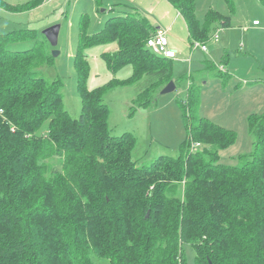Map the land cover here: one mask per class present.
Listing matches in <instances>:
<instances>
[{
  "label": "trees",
  "instance_id": "16d2710c",
  "mask_svg": "<svg viewBox=\"0 0 264 264\" xmlns=\"http://www.w3.org/2000/svg\"><path fill=\"white\" fill-rule=\"evenodd\" d=\"M166 1L184 20L191 47L205 44L211 26H231L216 11L200 26L195 0ZM109 12L93 35L81 19L77 119L64 107L61 80L38 71L54 57L37 44L9 49L33 40V31L0 34V264H187L184 245L194 264H264V114L247 117L252 151L223 161L219 151L236 132L200 115L199 90L188 87L180 106L192 110L178 155L137 163L134 135L109 128L106 92L136 85L131 108H154L172 81L173 59L146 47L157 28L145 15ZM96 45L115 46L101 59L112 74L131 66L129 79L87 88L83 51Z\"/></svg>",
  "mask_w": 264,
  "mask_h": 264
},
{
  "label": "rangeland",
  "instance_id": "374dc122",
  "mask_svg": "<svg viewBox=\"0 0 264 264\" xmlns=\"http://www.w3.org/2000/svg\"><path fill=\"white\" fill-rule=\"evenodd\" d=\"M35 1L38 0H0V34L20 29L33 31V40L11 43L9 49L26 50L37 44L46 55L52 56L53 49L42 33L51 26H60L56 47L59 54L38 71L48 81L61 80L64 107L73 119L81 112L74 61L82 17L88 19L87 32L93 35L103 30L112 16L110 9H135L152 26L170 29L168 43L177 55L171 61L175 90L159 94L154 108L136 109L131 108V101L138 93L136 85H119L108 90L105 103L113 135L125 132L134 135L133 159L139 164L149 165L160 156L176 157L186 137L184 117L192 110L189 105L182 109L180 102L187 100L188 87H192L199 90V114L236 132L235 143L219 151L221 159L229 161L228 158L252 151L253 138L248 132L247 117L264 114V9L257 0H231L230 6L225 0H195V16L200 26L204 25L208 11L227 16L231 22L227 29L218 24L209 28L205 41L208 54L189 45L191 38L184 20L166 0H41L37 6L23 7ZM253 20L258 21L259 31L250 35L248 30ZM114 49V45L84 49L89 90L104 87L111 80L123 82L131 76L129 65L115 74L107 70L101 55ZM219 66L227 73L221 72ZM183 250L186 263L194 264L192 247L184 245Z\"/></svg>",
  "mask_w": 264,
  "mask_h": 264
},
{
  "label": "built area",
  "instance_id": "2783aa9c",
  "mask_svg": "<svg viewBox=\"0 0 264 264\" xmlns=\"http://www.w3.org/2000/svg\"><path fill=\"white\" fill-rule=\"evenodd\" d=\"M254 25H258V21H255L253 23ZM168 31L163 29V28H158L156 30V33L151 35L148 40L146 41V47L154 52L157 55L163 56L164 58L167 59H175L176 58V53L175 51L171 50L169 47L168 43ZM214 38H218L217 35H214ZM192 48L193 49H200L201 51L207 53V46L205 44H201L199 42H193L192 43ZM220 71L226 72L223 67L219 68ZM198 146V144L196 145Z\"/></svg>",
  "mask_w": 264,
  "mask_h": 264
},
{
  "label": "water",
  "instance_id": "95a60500",
  "mask_svg": "<svg viewBox=\"0 0 264 264\" xmlns=\"http://www.w3.org/2000/svg\"><path fill=\"white\" fill-rule=\"evenodd\" d=\"M59 30H60V26L54 25L49 28H46L42 33L45 36V38L48 40L51 48L53 49L52 56L54 58L58 56L59 54L58 51L56 50L57 43H58ZM174 90H175V84L174 82L171 81L160 91V95L168 94ZM146 217H148V215Z\"/></svg>",
  "mask_w": 264,
  "mask_h": 264
},
{
  "label": "crops",
  "instance_id": "0c3cea01",
  "mask_svg": "<svg viewBox=\"0 0 264 264\" xmlns=\"http://www.w3.org/2000/svg\"><path fill=\"white\" fill-rule=\"evenodd\" d=\"M177 12V11H176ZM178 13V12H177ZM178 15H179V13H178ZM180 16V15H179ZM181 17V16H180ZM175 19H177V17H176V14H175ZM256 20H253L252 21V23H254ZM259 25V24H258ZM258 25H252L251 27H249V30H248V33L251 35L253 32H258L259 30H258V28H256V26H258ZM156 28L158 29V28H162V27H160V26H156ZM163 29H165V28H163ZM165 30H167L168 31V34H169V32H170V29H165ZM189 45H190V41H189ZM169 47L171 48V46H170V44H169ZM191 48V47H190ZM196 50V49H195ZM207 54H208V52H207ZM177 56V55H176ZM176 59V58H175ZM175 59H173V60H175ZM210 64H213V63H210ZM220 67H223V66H219V68ZM224 68V67H223ZM233 77V76H232ZM205 117V116H204ZM207 118V117H206ZM209 119V118H208ZM212 121V120H211ZM217 125H219V124H217ZM219 126H221V125H219ZM221 127H223V126H221ZM223 128H225V127H223ZM226 129V128H225ZM232 158H234V157H231V158H228V160H231Z\"/></svg>",
  "mask_w": 264,
  "mask_h": 264
}]
</instances>
